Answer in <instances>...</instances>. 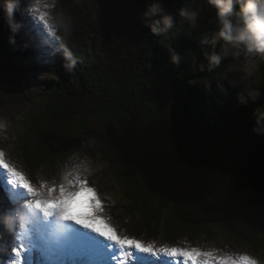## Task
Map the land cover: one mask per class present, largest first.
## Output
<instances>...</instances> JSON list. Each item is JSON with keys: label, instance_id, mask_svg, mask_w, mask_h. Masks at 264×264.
Masks as SVG:
<instances>
[{"label": "trees", "instance_id": "trees-1", "mask_svg": "<svg viewBox=\"0 0 264 264\" xmlns=\"http://www.w3.org/2000/svg\"><path fill=\"white\" fill-rule=\"evenodd\" d=\"M59 2L65 44L46 61L19 20L26 1L17 0L11 19L0 6V72L15 85L30 76L41 88L40 113L21 138L30 170L61 168L93 131L108 174L121 185L118 233L175 241L211 223L229 236L264 241V56L255 96L223 78L229 58L218 51L223 41L211 45L216 14L207 0ZM154 2L176 25L167 36L145 23ZM181 8L198 11L196 27ZM66 53L75 60L70 70ZM211 54L220 63L209 68ZM109 175L97 184L102 193L114 189ZM3 189L10 191L0 178V217H16L19 201L9 193L16 206L10 209ZM15 217L11 229L0 222V264L5 251L19 249ZM31 259L42 263L34 250Z\"/></svg>", "mask_w": 264, "mask_h": 264}, {"label": "rangeland", "instance_id": "rangeland-1", "mask_svg": "<svg viewBox=\"0 0 264 264\" xmlns=\"http://www.w3.org/2000/svg\"><path fill=\"white\" fill-rule=\"evenodd\" d=\"M25 1L26 5L18 12L19 20L26 23V31L35 40L42 60L46 61L47 58L55 56L65 44V38L61 34V32L64 34L65 27L57 9L60 2L59 0ZM211 45L215 47L216 44L211 42ZM242 48L243 46L233 47L231 45L218 48L222 54L221 58H229L228 63L222 69L223 78H226L228 84L233 88L242 86L244 90H250L256 96L260 89L256 90L255 87L261 86L262 56L258 54L253 56L252 53L242 51ZM43 54L50 55L45 57ZM186 66L192 68L193 62H188ZM44 76L43 74L38 75V77ZM18 78L20 81L15 85L10 82L9 76L7 77L3 72H0V122H3V127L0 128V151L5 154V162L20 172L37 190L38 195L31 196L19 185L10 184L8 181L13 177L2 168H0L2 175L0 178L10 189L9 193L12 197L19 201L18 211L27 216L23 227L19 225L15 233L18 238L19 249L23 246L20 253L22 264H33L37 260L31 259L33 250L36 255L42 256L41 264H107V258L104 254L107 241L83 225V223H91L94 227L105 232L112 228L115 229V234L118 233L116 230L120 229V221L116 220L115 216L121 214L116 207L121 185L114 176L108 174V165L103 159L97 141L98 136L93 131L81 136L80 141L83 146L80 149H74V153L64 159L61 168L56 165L55 170L50 171V165H47L32 172L28 167L31 158L24 154L21 138L28 130L31 116L40 113L42 105L39 102V93L41 88L33 82L30 76H27L26 79L25 77ZM36 80L39 81V79ZM17 94L24 99H18ZM95 125L93 123L89 128H93ZM108 175L110 177L106 182L109 181L108 184L114 189L102 193L103 191L97 188V184L101 178L104 182L103 177L108 178ZM78 180L87 181L86 186L96 190L97 197L103 206L97 210L99 219L88 220L82 215L86 211L87 195L78 197L74 203L68 206L69 214L78 216L82 221L81 224L75 220L64 219L54 211L45 216L41 210L32 206L35 199H50L60 196L61 187H63L65 195L78 191ZM50 189L53 191L50 192ZM9 193L4 189L2 191L8 202L7 206L13 210L16 206L8 197ZM176 195L179 194L176 192L173 198L179 197ZM28 226L32 228L31 231H27ZM63 228L67 230L66 233L62 232ZM73 229L83 235L84 247L82 241L70 238L71 232L76 233ZM108 234L113 233L108 232ZM67 235L68 237H66ZM118 235L132 238L125 233H118ZM137 240L145 244L152 243L157 248L168 246L213 251L218 257L235 256L238 258L240 255H248L256 260L257 264H264V241L259 235L252 236L253 242L251 243L243 238L229 236L224 233L220 226L211 223L206 225L204 233L191 237L186 234L175 241L166 240L164 237L152 241L145 234ZM10 251L9 255H7L8 251H5L1 258L3 259L1 264H16L14 250L10 249ZM131 252V256L123 260H115L112 264H136L135 256L137 253L135 249H132ZM25 256L27 257L25 258ZM174 264H183V261L178 260ZM199 264H203V258L200 259ZM242 264H247V262H242Z\"/></svg>", "mask_w": 264, "mask_h": 264}, {"label": "snow or ice", "instance_id": "snow-or-ice-1", "mask_svg": "<svg viewBox=\"0 0 264 264\" xmlns=\"http://www.w3.org/2000/svg\"><path fill=\"white\" fill-rule=\"evenodd\" d=\"M45 57L50 54H43ZM4 152L0 151V168L4 169L13 179H9L10 184L19 185L31 196H37V190L28 182V180L18 171H16L10 164L4 160ZM79 190L64 194V189L61 187V195L50 199H35L34 205L40 207L46 215L51 212H57L64 219L75 220L81 224L82 221L78 216L69 214L68 206L76 201L78 197L88 196L86 202V211L82 214L85 219L96 220L97 210L101 209L102 203L97 197L96 190L88 187L87 181L78 180ZM50 192L53 189L49 190ZM87 228L93 232L98 233L106 241L107 245L104 249V254L107 258V264H112L115 260H123L132 255L131 250L135 249L137 255L135 256L136 264H174L175 261L182 260L183 264H199L200 259L203 258V264H257V261L248 255L218 257L213 251H203L197 248H182V247H168L163 246L157 248L152 243H143L140 240L132 239L127 236H119L115 234V229L109 228L108 232L96 228L91 223H83ZM23 250L14 249L16 264H22L20 253ZM143 254V255H140Z\"/></svg>", "mask_w": 264, "mask_h": 264}, {"label": "clouds", "instance_id": "clouds-1", "mask_svg": "<svg viewBox=\"0 0 264 264\" xmlns=\"http://www.w3.org/2000/svg\"><path fill=\"white\" fill-rule=\"evenodd\" d=\"M207 3L215 9L216 14V26L211 34L213 44L223 41L225 45L243 46L246 53L264 56V0H207ZM0 6L3 7L6 16L11 19L17 7V0H0ZM179 15L189 27H196L198 11L181 8ZM144 17L145 23L154 35L167 36L176 27L172 16L163 13L160 5L155 2L148 6ZM65 59L68 61L66 67L69 70L75 66V60L70 53L65 54ZM207 59L209 68L220 63V56L217 54H211ZM171 60L173 63H178L180 57L173 54ZM2 127L3 122H0V128ZM32 206L47 216L40 207ZM15 219L23 227L27 216L18 213ZM0 222L11 229L14 221L12 216L5 215L0 217Z\"/></svg>", "mask_w": 264, "mask_h": 264}, {"label": "bare ground", "instance_id": "bare-ground-1", "mask_svg": "<svg viewBox=\"0 0 264 264\" xmlns=\"http://www.w3.org/2000/svg\"><path fill=\"white\" fill-rule=\"evenodd\" d=\"M74 230V229H73ZM82 230V229H81ZM76 231V230H74ZM68 237V235L66 236ZM70 238H74V239H78L79 241H82V246L84 247L85 246V243H84V238H83V235L79 232L76 231V233H72L71 232V235H70ZM67 240V239H66ZM98 241V240H97ZM67 242V241H66ZM75 243V242H74ZM86 244H87V240H86ZM79 247V246H78ZM89 248V247H88ZM80 249V248H79Z\"/></svg>", "mask_w": 264, "mask_h": 264}]
</instances>
